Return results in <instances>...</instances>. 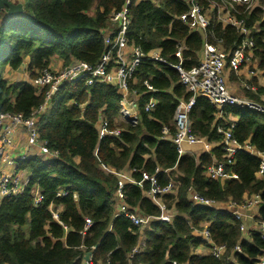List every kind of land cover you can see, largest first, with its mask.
Here are the masks:
<instances>
[{"label": "trees", "instance_id": "16d2710c", "mask_svg": "<svg viewBox=\"0 0 264 264\" xmlns=\"http://www.w3.org/2000/svg\"><path fill=\"white\" fill-rule=\"evenodd\" d=\"M95 1L97 7L89 13ZM123 1L16 0L22 5V12L11 17L0 9L5 20L0 24V112L28 115L43 100V93L29 80L6 78L4 67L17 69L27 58L29 78L34 79L55 55L64 64L71 59L95 63L106 48L100 29L108 25V14ZM258 1L252 9L238 7L237 16L243 17L253 32V55L264 75V0ZM201 3L207 6V1ZM186 9L184 0H131L129 39L144 51L159 47L170 63L178 61L174 51L177 42H182L185 68L199 63L205 41H220L227 50L239 41V32L223 25L212 12L203 33L189 29L177 18ZM135 76L138 82L134 86L139 90L143 89V79L156 88L153 93L143 94L139 103L152 95L156 104L150 113L141 109L134 126L116 121L120 95L110 84L95 82L84 86L79 79L64 83L56 93L51 106L39 118V130L48 147L57 149L59 155L48 161L39 155L18 160L17 167L27 170L28 183L21 194L0 202V264H81L87 252L107 264H128L130 259L143 264L256 263L264 251L261 234L248 225L243 238L240 222L232 213L193 203L189 189L217 203L230 199L239 203L244 194L259 193L263 202L258 210L264 218V171L256 175L259 158L237 151L234 163L226 165L235 177L220 181L206 176L205 167L214 159H222L221 148L216 144L221 133L216 130L215 106L197 96L188 113L193 133L215 142L214 145L198 157L180 154L171 139L175 133L173 114L178 101H187L191 93L180 83L176 69L167 63L144 58ZM247 82L255 85L256 91L244 88L245 95L264 103V84L254 76ZM223 109L225 114L236 116L232 128L235 138L240 143L248 139L257 149L264 150V113L233 105ZM99 111L105 114L110 130L121 128L119 136L99 138L95 128ZM164 125L169 131L166 135L162 133ZM101 163L116 170L130 169L131 180L124 183L125 201L144 214L159 215L160 208L146 195L150 180L142 177V171L154 175L160 184L174 179L175 192L161 198L174 212L170 221L154 219L141 229L124 215L114 216L111 196L118 177L104 171ZM34 186L43 196L37 203ZM59 189L66 190V194H57ZM86 218L91 220L87 228ZM202 223H207L213 241L226 245L220 257L194 251L205 244L192 233L193 228L201 229ZM237 243L242 252L234 250Z\"/></svg>", "mask_w": 264, "mask_h": 264}, {"label": "built area", "instance_id": "2783aa9c", "mask_svg": "<svg viewBox=\"0 0 264 264\" xmlns=\"http://www.w3.org/2000/svg\"><path fill=\"white\" fill-rule=\"evenodd\" d=\"M138 1V0H136ZM157 3L160 0H150ZM187 9L180 13L177 18L187 24L189 29H196L203 33L209 23L210 12L223 25L233 26L240 34V39L232 49H224L220 41L211 43L205 41L202 49V57L198 64L185 68L182 65V50L185 47L182 42H177L174 55L178 58L176 63L167 62L162 56L159 47H153L144 51L128 37V27L131 22L129 5L131 0H124L118 9H112L108 14V25L100 29L103 42L106 46L99 59L91 64L80 59H71L67 64L58 68L49 63L38 71L37 76L30 80L39 92L43 93V100L28 115L21 112H0V202L5 197H12L21 194L27 183L28 173L25 168L17 167L18 160L32 155H39L44 160H51L58 157L57 149L48 147L46 140L40 135L39 118L52 104L56 93L64 83L82 80L84 86H89L95 82L107 83L114 86L119 93V110L116 115L117 122H126L134 126L140 119L142 109L150 113L154 110L156 99L152 95L144 99L141 104L140 98L145 93H153L156 88L147 79L142 81V90L134 85L138 82L135 72L137 66L144 58H149L154 62L167 63L172 66L179 75L180 83L191 93L189 99L179 100L173 114L175 133L171 137L177 145L180 154L188 153L184 145H201L206 151L214 145L203 136L196 135L191 129L189 120V110L197 96L205 97L216 108L218 123L216 130L221 133V139L216 142L222 151V159L216 160L205 167V175L220 181L235 177V173L226 170V165L234 163L237 151H244L259 158V169L257 176L264 171V150H259L245 140L239 142L232 133L236 116L224 111L225 105H233L238 108H248L264 113V103L255 101L247 95H236L227 86V75H236L241 72L243 66L247 65L253 55L255 42L254 35L249 26L246 25L243 17L237 16L238 7L244 10L252 9L259 4L258 0H205L207 6L201 3L202 0H184ZM254 31L259 30L255 24ZM204 35V34H203ZM243 88L256 91V86L245 81ZM70 102V101H69ZM83 109V107H81ZM99 138L105 135L119 136L121 128L108 127V120L103 112L99 111L95 122ZM168 127L162 126V133H168ZM101 168L106 172L121 175V169L116 170L111 166L101 163ZM118 177L117 187L113 191L111 200L113 202V215H124L141 229L147 227L152 220L159 219L170 221L174 212L166 207L161 199L167 193H174L176 182L169 179L165 184L157 182L154 175H147L142 171V177L150 180V187L146 195L160 208L159 215L144 214L138 208L131 207L125 201L124 183L131 180L130 174L127 181L123 182ZM34 202L43 199L40 190L34 186ZM66 190L59 189L57 194L64 195ZM189 198L195 204L215 207L233 214L239 220V228L245 233L248 225L252 230H256L264 238V218L260 217L259 205L263 202L259 193L244 194L241 202L237 203L228 200L219 206L221 202H215L210 198L199 195L194 189H189ZM256 207L254 215L250 211ZM57 217V214H54ZM91 223L89 218L85 219V228ZM207 223L201 229L193 228L192 233L199 236L208 247V253L220 257L225 249L224 243H216L212 240ZM134 248L132 251L134 252ZM237 252H242L241 245L237 243L234 247ZM132 252L129 254L132 257ZM81 264H107L100 260H95L87 252L84 254ZM128 264H143L141 262L129 260ZM173 264H186L177 263ZM255 264H264V251L257 257Z\"/></svg>", "mask_w": 264, "mask_h": 264}, {"label": "rangeland", "instance_id": "374dc122", "mask_svg": "<svg viewBox=\"0 0 264 264\" xmlns=\"http://www.w3.org/2000/svg\"><path fill=\"white\" fill-rule=\"evenodd\" d=\"M97 3L98 2L95 1V3L93 4L92 8L89 11V13H92L94 11V9L97 7ZM5 19H6V17H5ZM4 21L5 20H2V21H0V23H3ZM27 61H28V59L25 58L24 59V62H23V64L21 66H19L17 69H13L12 70V75L10 76V78L12 79V81H18V80L23 79V78L29 79V81L31 80L29 78V73H28V70H27V66H28L27 65ZM50 63L55 68H58V67H60L62 65H65L63 63V60L60 57L56 56V55L51 58ZM257 64H258V58L252 56L251 61L247 65H245V66L242 67L241 72L239 73V75L238 74L234 75V74H232V73L229 72V74H228L229 81L227 80V86H228V88L234 94H236L238 96L245 95L246 92H245V89L243 88V83L245 81H248V79H250L252 76H254L256 78L257 82H259V80L263 81V77H264L263 70L259 69L257 67ZM6 68L7 67H4L3 68V71L4 72H6L8 70ZM261 98L263 99V96L262 95H261ZM203 151H206V150L204 149L203 146H200L199 145L198 149L191 150L189 153H192V154H194V155L197 156V155H199V153H201ZM129 173H130V169L128 167H124V168L121 169V175H119L118 177L125 176V178L124 177L123 178H119L123 182H125V181H127V176H128ZM226 202L227 201L221 202V204L219 206H222V204H224ZM256 212H257V208L254 207L250 211V214L251 215H254ZM203 224L204 223H202V225ZM241 236L243 238H245L246 237V232L245 233H242Z\"/></svg>", "mask_w": 264, "mask_h": 264}, {"label": "crops", "instance_id": "0c3cea01", "mask_svg": "<svg viewBox=\"0 0 264 264\" xmlns=\"http://www.w3.org/2000/svg\"><path fill=\"white\" fill-rule=\"evenodd\" d=\"M11 1L14 2V3L16 2V0H11ZM2 17H3V16L0 15V21L3 20ZM0 24H1V23H0ZM202 49H203V47L201 48V50H200V52H199L200 59H201V57H202ZM12 70H13V69H10V68H9V69L5 72V77L8 78V79L11 80V81H12V79L10 78V76L12 75ZM227 78H228V75H227ZM20 80H29V79L23 78V79H20ZM227 80L229 81V78H228ZM259 82H260L261 84H264V77H263V81L259 80ZM197 146L199 147V145H196V144H194V145H187V144H185V145H184V149L189 153L191 150L198 149ZM200 146H201V145H200ZM195 252H196V253H202V254L208 253V247H207L205 244H202V245H200V246H198V247L196 248Z\"/></svg>", "mask_w": 264, "mask_h": 264}, {"label": "water", "instance_id": "95a60500", "mask_svg": "<svg viewBox=\"0 0 264 264\" xmlns=\"http://www.w3.org/2000/svg\"><path fill=\"white\" fill-rule=\"evenodd\" d=\"M0 9H5L7 17H11L22 12V5L20 2L14 3L11 0H0Z\"/></svg>", "mask_w": 264, "mask_h": 264}]
</instances>
